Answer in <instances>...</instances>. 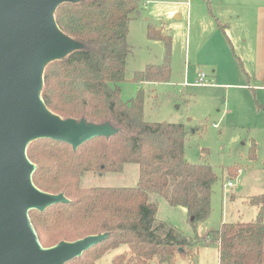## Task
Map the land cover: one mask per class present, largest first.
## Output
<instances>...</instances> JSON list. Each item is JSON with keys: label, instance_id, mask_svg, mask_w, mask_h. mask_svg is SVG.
Instances as JSON below:
<instances>
[{"label": "trees", "instance_id": "trees-1", "mask_svg": "<svg viewBox=\"0 0 264 264\" xmlns=\"http://www.w3.org/2000/svg\"><path fill=\"white\" fill-rule=\"evenodd\" d=\"M140 8V0H80L61 5L55 13L60 29L83 48L46 67L42 97L47 107L63 119L110 124L116 134L88 141L78 150L51 139L28 146V157L36 165L35 185L69 201L30 212L39 240L50 248L107 234L67 264H98L122 246L129 251L116 255L111 264H175L178 255L194 259L198 246L210 244L219 248V264H264V195L252 200L259 206L255 220L222 223L205 237L187 236L157 217L158 201L165 198L172 207L187 210L196 230L210 217L218 177L210 164L186 160L189 132L184 124L145 119L142 85L171 80L172 38L150 24L149 39L166 44L165 62L129 78L128 35ZM218 25L226 36V26L219 21ZM127 81L141 89L135 100L123 102L119 84ZM249 156L256 157L255 142ZM130 164L138 166L135 187L84 183L88 175L120 174Z\"/></svg>", "mask_w": 264, "mask_h": 264}, {"label": "rangeland", "instance_id": "rangeland-1", "mask_svg": "<svg viewBox=\"0 0 264 264\" xmlns=\"http://www.w3.org/2000/svg\"><path fill=\"white\" fill-rule=\"evenodd\" d=\"M140 1V14L133 17L128 35V77L165 62L166 44L149 39L150 24L172 38L171 80L142 85L145 119L184 124L189 132L186 160L210 164L218 177L210 217L196 230L187 210L172 207L165 198L158 201V219L190 237H205L222 223L255 220L259 206L252 200L264 195V0H242L246 6L240 20L225 16L224 24L232 23L230 28L225 25L226 36L218 23L211 26L203 19L213 22L207 2L218 0ZM199 75L205 76V85H196ZM119 87L123 102L135 100L141 89L130 81ZM253 142L256 157L252 160ZM230 181L233 187L228 186ZM84 183L135 187L138 166L130 164L120 174L88 175ZM126 251L127 246L112 250L98 264H111L116 255ZM175 264H219V248L200 245L194 259L178 255Z\"/></svg>", "mask_w": 264, "mask_h": 264}, {"label": "water", "instance_id": "water-1", "mask_svg": "<svg viewBox=\"0 0 264 264\" xmlns=\"http://www.w3.org/2000/svg\"><path fill=\"white\" fill-rule=\"evenodd\" d=\"M80 0H0V264H67L101 243L107 234L45 248L31 222L32 210L68 203L40 190L28 146L43 139L70 144L111 137L110 124L63 119L46 105L44 72L83 45L66 35L57 9Z\"/></svg>", "mask_w": 264, "mask_h": 264}, {"label": "crops", "instance_id": "crops-1", "mask_svg": "<svg viewBox=\"0 0 264 264\" xmlns=\"http://www.w3.org/2000/svg\"><path fill=\"white\" fill-rule=\"evenodd\" d=\"M207 3L209 5V10H210L209 15H210V17H212L213 22H211L208 17H203V19L209 25L211 24V26H212V23H214L213 25H215V23L217 24L219 21L223 25L227 24L228 28H230L232 26V23L227 22L226 24H224L223 20L226 19L225 16H228V18H230V19H233L234 17H236L238 20H240L242 17V14H244L245 8L243 6H246L242 2V0H218V1H216V3H214V1H212V3L210 1ZM211 5H212V7H211ZM216 10H220V11H216ZM219 28H218V26H216L214 28V31L215 32L219 31Z\"/></svg>", "mask_w": 264, "mask_h": 264}, {"label": "built area", "instance_id": "built-area-1", "mask_svg": "<svg viewBox=\"0 0 264 264\" xmlns=\"http://www.w3.org/2000/svg\"><path fill=\"white\" fill-rule=\"evenodd\" d=\"M198 77H199V79H198L196 85H205V84H204L205 76H204V75H199ZM228 186H229V187H233V186H234V183L230 181V182L228 183Z\"/></svg>", "mask_w": 264, "mask_h": 264}]
</instances>
